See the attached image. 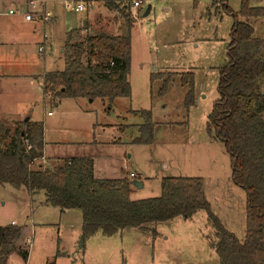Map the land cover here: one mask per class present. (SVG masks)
Listing matches in <instances>:
<instances>
[{
    "label": "rangeland",
    "instance_id": "rangeland-1",
    "mask_svg": "<svg viewBox=\"0 0 264 264\" xmlns=\"http://www.w3.org/2000/svg\"><path fill=\"white\" fill-rule=\"evenodd\" d=\"M247 1L251 7L264 8V0ZM127 2H115L118 8L103 15L87 35L115 34L118 26L121 35L123 16L129 14L134 22L130 31V97L117 98L108 105L100 99L61 98L56 102L42 93L43 75L64 69L63 56L72 41L67 38L59 45L62 31L78 27L84 16L65 10L64 0L46 2L45 9L52 20L55 18L52 22L56 27L47 28L45 33L44 25L36 19L0 41L8 43L0 44V133L40 128L47 142H62L58 155L52 153L55 157L82 154L92 159L95 178H126L130 201L159 197L163 178H199L210 211L242 241L245 193L232 182L223 143L206 132L207 116L218 98V70L227 62L234 19L219 0H142V8L133 11ZM225 2L235 14L241 8V0ZM14 3L0 0L1 27L22 21L16 11L24 4ZM105 5L100 3V7ZM9 10L15 15H9ZM236 19L242 20L239 16ZM249 23L253 36L264 39V19H250ZM32 24L37 25L34 34L30 31L35 28ZM43 34L49 45L39 44ZM77 39L73 42L84 37ZM154 72L176 75L163 97L158 96L162 82H149ZM181 73L193 74L195 102L188 114L182 108L187 90L177 81ZM131 110H151L158 127L153 144L133 143L140 136L143 119ZM0 146L4 149L6 143ZM57 162L39 159L31 168L35 170L39 164L50 168ZM132 173L135 178L128 176ZM135 181L141 183L140 188ZM43 197L39 192L29 200L24 190L0 185V227L19 229L12 241V253L0 264H218L211 245L215 242L214 229L205 211L122 229L113 236L99 231L82 241L80 211L60 214L56 208L41 205Z\"/></svg>",
    "mask_w": 264,
    "mask_h": 264
},
{
    "label": "trees",
    "instance_id": "trees-1",
    "mask_svg": "<svg viewBox=\"0 0 264 264\" xmlns=\"http://www.w3.org/2000/svg\"><path fill=\"white\" fill-rule=\"evenodd\" d=\"M219 1L234 22L226 48L227 62L218 70V98L207 116L206 132L223 143L230 159L232 182L245 193L242 241L210 211L199 178H163L159 197L130 201L126 179H94L90 158L63 159L53 168L32 169L29 162L42 158L40 128L33 133H2L5 137L10 134L11 141L4 149L0 146V185L24 190L27 195L43 192L47 205L59 210H79L82 241L99 231L113 236L122 229L141 228L205 211L214 229L215 242L211 245L218 264H264V39L253 36L249 23L250 19H264V8L251 7L247 0H241V8L235 14L225 0ZM114 4L113 0L106 2L109 10L118 8ZM123 18L125 28L121 35L98 33L68 45L63 56L64 69L43 75L42 93L57 99H100L108 105L117 98H129L130 31L134 22L129 14ZM175 78L173 73L154 72L149 82H162L158 96L163 97ZM178 78L179 86L187 90L182 108L188 114L195 102L193 74L181 73ZM135 113L143 124L133 143L153 144L158 127L152 121L151 110ZM4 136L0 133V143ZM26 138L33 147L27 152L23 145ZM18 233L19 229L13 226L0 227V261L12 253V241Z\"/></svg>",
    "mask_w": 264,
    "mask_h": 264
},
{
    "label": "crops",
    "instance_id": "crops-1",
    "mask_svg": "<svg viewBox=\"0 0 264 264\" xmlns=\"http://www.w3.org/2000/svg\"><path fill=\"white\" fill-rule=\"evenodd\" d=\"M9 1H15V3H14V5H16V6H18V5H22L23 6V4L25 5V4H27L29 1H38V2H40V1H43V4H42V7H43V9L46 11V9H45V5H46V2H51L52 3V1H55V0H9ZM65 1V0H64ZM107 1H110V0H107ZM107 1H104L105 2V4H106V2ZM114 1V3L115 2H117V1H120V0H113ZM103 2V3H104ZM101 3V2H100ZM100 3L99 4H97V5H93L92 6V8L91 9H89L88 11H86V12H79V13H84V16L81 18V20H80V22H79V26L78 27H76L75 29H73V30H70V31H62L63 33H64V35L62 36V39L59 41V45H61L62 43H65V39H67L68 38V40H70V41H72L71 42V44L72 43H74L73 42V39H77V38H79V40L81 39V37L83 38H85L86 36H88L87 34H89V33H91L90 31H92V29H93V27L98 23V22H100V20H102V17H103V15L105 16V15H107V14H110L111 12H113V9H108L107 8V6L105 5V7L104 6H101L100 7ZM52 4H54V3H52ZM127 4V3H126ZM127 6V5H126ZM40 9V8H39ZM47 12H49V11H47ZM50 13V12H49ZM106 13V14H105ZM75 14V13H74ZM50 15H51V13H50ZM20 19H22V17L20 18ZM37 19V18H36ZM35 19V20H36ZM55 18H53V20H54ZM34 20V21H35ZM40 23H42L43 25H44V27H43V29H44V31H45V33H46V30H47V28H54V26L56 27L57 25H53V20H52V18L50 17V19L49 20H46V21H44V20H42V19H37ZM34 21H30V22H26L24 19H22V21H19V22H15V21H13V22H10V24L9 25H6V27H1L0 26V41H4V40H6L5 38L6 37H9L11 34V32H14V33H16L17 31H21L22 29H23V24H31V23H34ZM54 22H55V20H54ZM33 25V27H35V28H33V29H30V31H31V33L32 34H34V32L36 31V27H37V25H35V24H32ZM120 31H121V26H118L117 27V33H115V34H111V35H114V36H116V35H118L119 33H120ZM98 33H101V32H98ZM98 33H93V35H95V34H98ZM105 33V32H104ZM4 34H6L5 36H2V35H4ZM105 34H107V33H105ZM69 35H70V37H69ZM92 35V36H93ZM109 35V34H108ZM110 35V36H111ZM78 40V39H77ZM81 41H82V39H81ZM49 39H48V37H46V35L45 34H43V37H42V43H39L40 45L42 44L43 46H45V45H49ZM51 43V42H50ZM0 44L1 45H6V44H8V43H5V42H0ZM62 47V46H61ZM63 49V48H62ZM61 49V50H62ZM48 96V95H47ZM50 97H51V99H54L56 102L58 101V100H60V99H57V98H54L52 95H49ZM132 111V110H131ZM133 113H135V112H138V111H132ZM48 113H50V112H48ZM136 114V113H135ZM140 116V115H139ZM108 127V126H107ZM104 129H106L105 127L104 128H102V131L104 130ZM120 129H122V127H120L118 130H120ZM31 133H33V131H30ZM29 132V133H30ZM4 133V132H3ZM1 135L2 136H4V134H2L1 133ZM5 137V136H4ZM41 139H42V144H41V147H42V157H43V161H44V163L45 162H52V161H58V162H60V161H62L63 159H69V158H88V157H86V156H84V155H82V154H79V155H77V156H69V157H62V158H59V157H55L54 156V154H52L54 151H55V155H58L57 154V150L61 147L60 145L62 144V142H57V141H48L47 142V139H46V136H45V134H43V131H42V137H41ZM5 141V142H4ZM11 141V138H10V134L9 135H7L4 139H3V137H1V143H6V146H8L9 145V142ZM116 141H118V140H116ZM114 141H112V143H113ZM91 159V158H90ZM92 160V159H91ZM39 166H44V164H39ZM49 166V165H48ZM51 167H53V166H50V168ZM95 173L96 172H94L93 173V177H94V179H99V180H108V179H102V178H95ZM135 176H136V174H134ZM129 176V175H128ZM135 178V177H134ZM124 179H126V178H124ZM126 181H127V179H126ZM129 187V186H128ZM128 192H129V189H128ZM25 195H26V198L27 199H29V200H33V198L37 195V193L36 194H28L27 195V193H25ZM38 197H40V196H38ZM43 199V200H42ZM42 199H40L39 200V203L41 204V205H44V206H48L45 202H46V199L43 197ZM59 210V209H58ZM65 211L66 210H59V212H60V214H63V213H65ZM45 225V224H44Z\"/></svg>",
    "mask_w": 264,
    "mask_h": 264
},
{
    "label": "built area",
    "instance_id": "built-area-1",
    "mask_svg": "<svg viewBox=\"0 0 264 264\" xmlns=\"http://www.w3.org/2000/svg\"><path fill=\"white\" fill-rule=\"evenodd\" d=\"M107 0H65L63 3V7L65 10L72 12V13H79V12H86L89 9L92 8V6L98 2H104ZM43 1H29L27 4H25L21 9L16 11V14H18L22 19H24L26 22L34 21L37 19H42L44 21L49 20L51 15L49 12L45 11L44 9L40 8V5L42 6ZM127 5L131 11L141 9L144 5L142 0H128ZM40 9H39V8ZM9 15H15V12L13 10L8 11ZM51 113H48L50 115ZM23 145L25 147L26 152L31 150L33 147L29 143L28 138L24 139ZM43 160V157L40 158ZM39 159H32L29 162V167H32L33 163ZM129 177H135L134 173L129 174ZM13 224V222H11Z\"/></svg>",
    "mask_w": 264,
    "mask_h": 264
},
{
    "label": "water",
    "instance_id": "water-1",
    "mask_svg": "<svg viewBox=\"0 0 264 264\" xmlns=\"http://www.w3.org/2000/svg\"><path fill=\"white\" fill-rule=\"evenodd\" d=\"M150 6L147 8V10H146V13L145 14H147L148 12H149V10H150ZM89 101H91V100H89ZM27 120V119H26ZM134 185H136L138 188H140L141 187V183H139V182H137V181H135L134 182Z\"/></svg>",
    "mask_w": 264,
    "mask_h": 264
}]
</instances>
